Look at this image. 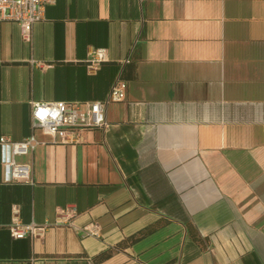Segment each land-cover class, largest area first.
I'll list each match as a JSON object with an SVG mask.
<instances>
[{"label": "crops", "instance_id": "1", "mask_svg": "<svg viewBox=\"0 0 264 264\" xmlns=\"http://www.w3.org/2000/svg\"><path fill=\"white\" fill-rule=\"evenodd\" d=\"M117 80L105 126H32L33 101H106ZM31 134L27 180L0 142V264H264V0H54L30 40L1 21L0 139ZM14 205L44 235L15 238Z\"/></svg>", "mask_w": 264, "mask_h": 264}, {"label": "built area", "instance_id": "2", "mask_svg": "<svg viewBox=\"0 0 264 264\" xmlns=\"http://www.w3.org/2000/svg\"><path fill=\"white\" fill-rule=\"evenodd\" d=\"M54 0H0V22L16 21L22 29L23 37L31 39L32 30L38 21L44 18L45 9ZM108 58L105 48H95L90 52L89 67L96 69ZM127 62L130 60L127 59ZM127 83L117 80L111 88L106 101L85 103H70L66 101H33L32 102V126L43 129L52 134L55 140L61 142L74 141L76 134L84 129L103 127L107 124L106 105L110 101H123L126 97ZM3 147L10 151L3 159L5 176L7 181L29 179L30 168L27 165L18 164L14 158L16 154H25L37 148L41 141L35 134L21 141H13L7 136L0 139ZM14 217L11 225L15 238H32L44 235L48 224L38 225L35 222L25 224L19 218V207H13ZM77 210L73 206L58 211V223L73 222ZM86 235H100L99 225L92 223L82 229Z\"/></svg>", "mask_w": 264, "mask_h": 264}]
</instances>
